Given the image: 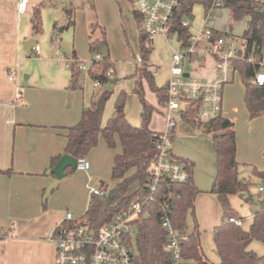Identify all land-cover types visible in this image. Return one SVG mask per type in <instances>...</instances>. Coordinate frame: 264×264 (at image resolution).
Here are the masks:
<instances>
[{
    "label": "crops",
    "instance_id": "0c3cea01",
    "mask_svg": "<svg viewBox=\"0 0 264 264\" xmlns=\"http://www.w3.org/2000/svg\"><path fill=\"white\" fill-rule=\"evenodd\" d=\"M17 2L0 0V264H54L55 245L49 238L54 225L63 219L66 211L75 216L84 215L90 200L89 186L98 187L105 194L114 189L119 180L112 177V166L115 154L121 152L118 140L115 148H109L100 136L98 144L84 156L89 161V169H65L58 187L43 199L46 187L54 178L47 172L54 166L51 160L65 153L67 128L79 121L82 110L90 105L95 93L103 89V86L97 88L95 83L92 88L86 82L84 87L80 84L77 89L69 88L70 61L62 43L67 44L70 51L73 49L87 68L86 64L91 62L90 39L99 38L103 28L110 59L116 63L120 78L129 79L133 89L135 70L126 74L132 71L126 65L134 62L133 30H137L139 54V30L132 10H126L121 0H30L23 13L18 12ZM64 2L77 7L74 24L56 32L59 23L67 22ZM40 4L42 31L34 34L31 16ZM85 7L90 10L85 12L82 9ZM244 18L246 27L247 17ZM92 23L99 27L91 28ZM232 37L236 40L235 36ZM29 38L36 40L37 52L33 47L29 53L24 49V42ZM237 47L242 48V42ZM209 59L207 67L202 66L200 70L195 67V72L188 74L195 78L217 77V63L213 57ZM193 62L200 66L198 61ZM11 72L13 75L9 78ZM237 74L236 70L233 78ZM120 90L117 85L105 104L103 125L113 112L114 100ZM148 102L158 109L155 102ZM131 110L125 104L127 120L133 126H139L141 117L140 122L137 117L134 120ZM228 119L235 132L233 118ZM155 122L156 117L154 119L151 115V130L165 129L164 125L155 126ZM197 130L198 134L204 132L202 127ZM173 135L174 140L176 130ZM235 159L238 161L236 151ZM136 186L134 183V188ZM220 223L215 221L213 228ZM2 228L8 229L6 235H2ZM259 248L254 240L248 245V249L264 255V249L259 251ZM203 254L210 263L216 264Z\"/></svg>",
    "mask_w": 264,
    "mask_h": 264
},
{
    "label": "trees",
    "instance_id": "16d2710c",
    "mask_svg": "<svg viewBox=\"0 0 264 264\" xmlns=\"http://www.w3.org/2000/svg\"><path fill=\"white\" fill-rule=\"evenodd\" d=\"M214 1L181 0L175 12L174 29L179 33L183 44L187 43L190 36L187 27L181 25L183 17L191 14L192 7L196 3L203 6L206 14L210 8H215ZM221 3L223 7L229 9L231 21L247 17L246 27L240 36L242 48L237 57L232 59V65L238 71L244 85L243 100L249 117L254 118L264 110V84L256 85L252 82L256 73L264 69L261 65L264 47V0H221ZM41 7L42 4L36 7L31 16L34 34L42 31ZM63 12L67 16V22L58 27V30L74 24V8L65 5ZM132 14L139 30L140 62L134 56L133 91L140 100V125L133 126L125 116L127 92L123 89L116 95L111 116L104 125L102 124L105 104L113 92L104 86L109 82H116L118 78L115 76L109 56L105 30L101 28L100 37L90 39L89 42V51L94 57L87 68V74L96 85H102L103 89L96 92L90 105L82 110L79 121L67 128L64 152L74 157L88 154L98 144L100 136L109 148H115L117 140L121 148V152L115 154L112 166V177L119 180L118 183L107 196L92 195L83 216L96 227L115 213L126 209L132 201H140L142 211L134 222L136 227L132 243L133 264H172L170 253L163 249L166 241V231L162 226L163 208H165L172 227L186 235V239L181 243L183 259L195 264H212L202 252L196 221L193 220L191 228L187 224V217H194V198L199 192L192 179L193 162L172 153L183 163L189 178L184 182L163 179L157 183L153 191L146 187L150 183L149 171L154 161L158 131H153L149 127L155 108L144 97L143 82L145 81L148 88L155 93L160 106L166 103L167 88L155 83L154 72L149 65L152 40L140 30V15L133 10ZM90 26L93 28L98 24L92 23ZM219 35L222 34L215 32V36ZM65 55L70 60L69 88L77 89L80 87L81 61L73 49ZM96 55L98 57H95ZM192 110L193 107L190 106L188 112ZM181 119L196 126L189 114L181 115ZM199 127L211 134L216 153V176L209 192L217 197L222 211L221 223L213 228V241L220 257V264H264V255H258L248 249L249 243L253 240L264 243V197L259 198L257 208L247 227L242 225L244 218L238 215L229 202V196H244V192H249L250 186L249 180L238 175L233 123L221 115L205 121ZM59 158L60 156L52 158L51 165H55ZM71 168H66V171H71ZM254 174L264 179V170H254ZM134 183L137 184L135 188ZM149 196H152L151 200L148 199ZM244 197L245 201L251 200V195ZM235 220H240L241 224H236Z\"/></svg>",
    "mask_w": 264,
    "mask_h": 264
},
{
    "label": "built area",
    "instance_id": "2783aa9c",
    "mask_svg": "<svg viewBox=\"0 0 264 264\" xmlns=\"http://www.w3.org/2000/svg\"><path fill=\"white\" fill-rule=\"evenodd\" d=\"M30 0H18L17 10L23 13ZM181 0H130L132 10L140 15V30L148 39L156 35L162 36L166 43L168 38L176 36L180 41L179 50H173L170 62V77L166 82L167 100L165 103L166 125L163 131H158L151 165L150 183L146 186L150 191L155 190L157 183L163 179L171 182H184L189 178L183 163L173 156L172 136L175 127L173 111L179 117L189 114L196 126L205 121L222 115V89L224 84L233 80L236 69L232 59L237 57L241 48L236 46L233 38L226 40L222 35L215 36V31L203 25L195 34L190 31L189 16L183 17L181 25L187 27L190 33L186 44L179 38L174 29L175 12ZM214 7L222 6L221 0H215ZM214 8H210L206 18H210ZM37 52V45L33 46ZM211 56L217 63L219 75L213 79L195 78L186 73L183 66L193 61L204 60ZM95 57H98L96 55ZM140 62V59L137 58ZM264 66V62H261ZM83 70V62L79 63ZM11 72L9 78H12ZM252 82L256 85L264 84V69L256 73ZM190 106L193 107L191 112ZM76 169L88 170L89 161L84 157H77ZM264 187H259L263 191ZM92 195L107 196L109 193L95 186H89ZM149 200L152 196H149ZM164 209L162 226L166 231V241L163 249L170 253L172 264H191L181 255V243L186 235L174 229ZM142 211L140 201H132L126 209L115 213L112 217L102 221L96 227L92 226L84 216H75L66 211L62 220L56 223L50 234V240L55 245V264H133L132 243L135 235V221ZM240 225V220H235ZM2 235L8 233L7 228L1 229Z\"/></svg>",
    "mask_w": 264,
    "mask_h": 264
},
{
    "label": "rangeland",
    "instance_id": "374dc122",
    "mask_svg": "<svg viewBox=\"0 0 264 264\" xmlns=\"http://www.w3.org/2000/svg\"><path fill=\"white\" fill-rule=\"evenodd\" d=\"M126 10H132L131 3L128 0H121ZM64 5H71L76 10V6L71 2H64ZM55 5V4H54ZM62 8V6H61ZM84 9L86 12L87 9ZM192 18H184L190 23V31L195 34L203 25L209 26L218 30L222 36L229 40L234 39L236 46H240L241 34L245 27V18L237 21H231L229 16V9L223 6L215 7L212 11L210 18L205 17L204 8L201 4H194L191 10ZM55 27V31H59L58 27L62 24L59 23ZM66 29H62L64 31ZM54 31V34H55ZM60 33V32H59ZM139 35V34H138ZM131 39V45L133 47L134 56L138 55L137 52V30H133ZM130 41V38H126ZM128 41V42H129ZM168 43L161 36H154L151 41L152 50L149 54V65L154 70L155 83L158 86L164 85L170 77V62L172 59L173 50H179L180 41L176 36L169 37ZM90 53V51L88 50ZM91 55V60L94 55ZM211 56H207L203 61H198L200 66H195L194 62L186 63L183 66L184 71L187 73H194L197 67L199 70L202 66L207 67V62ZM262 57L264 59V47L262 49ZM70 61V60H69ZM112 61V60H111ZM203 63V64H202ZM115 76L118 78L116 82H109L104 87L112 90V94L117 88V85L121 89L127 92L126 106L128 109H132V118L137 117L140 122V100L137 94L133 91L131 81L129 79L120 78L116 71V63L112 61ZM202 64V65H201ZM210 64V63H209ZM87 68L90 66L88 62ZM132 71L126 74H131L135 70V59L132 64L126 65ZM87 68L83 69L80 75V84L84 87V82L87 85H94V81L88 76ZM195 68V69H194ZM128 69V70H129ZM219 75V71L217 76ZM192 76V75H191ZM216 78V77H215ZM209 79V78H201ZM211 79V78H210ZM102 85H97V88ZM144 97L150 101L155 102L157 110L153 111L152 117L156 122L155 126L162 127L166 125V113L165 104L159 106L156 101V95L152 92L146 82H143ZM96 88V87H95ZM244 89L242 80L239 74L235 75L233 80L224 84L222 89V114L227 118H233L235 128V140H236V154L238 162V175L240 178H245L250 181L249 192H244V196L251 195L250 201H245L244 196L231 195L229 196V202L231 207L243 217V226H248L251 222L253 213L257 208V202L259 198L264 197V191H259L258 187L264 185V179L254 174V170H264V118H260L262 114L257 117L250 118L248 111L245 107L243 100ZM112 96V95H111ZM172 115L176 122L174 130L176 135L172 140L173 152L184 159H189L193 162L192 179L199 192L194 198V217H187V224L189 228L193 225V220L196 221L199 240L208 259L216 264H219V254L213 243L212 230L215 221H221L222 211L217 197L209 192L211 184L216 176V153L212 143V136L207 132H200L198 134V127L188 126L180 117L177 111H173ZM173 130V133H174ZM119 147V146H118ZM134 185V184H133ZM87 208V207H86ZM86 210V209H85ZM71 212V211H70ZM78 216L82 217L83 213ZM259 245V251H263L264 243L254 240ZM263 254V253H259ZM55 264V257H54Z\"/></svg>",
    "mask_w": 264,
    "mask_h": 264
},
{
    "label": "water",
    "instance_id": "95a60500",
    "mask_svg": "<svg viewBox=\"0 0 264 264\" xmlns=\"http://www.w3.org/2000/svg\"><path fill=\"white\" fill-rule=\"evenodd\" d=\"M190 18H192V15H190ZM36 44V40L34 38H29L24 42V49L29 53L30 49ZM62 47L65 49L67 53L70 52V49L67 44L62 43ZM163 87L166 88V83L163 85ZM76 161L77 157H74L72 155H69L67 153H64L60 156V158L57 160L55 165L49 169L47 172L54 175V178L49 183V185L46 187L43 199L45 200L48 194L54 190L56 187H58V183L60 182V179L64 176V171L67 167H76Z\"/></svg>",
    "mask_w": 264,
    "mask_h": 264
}]
</instances>
